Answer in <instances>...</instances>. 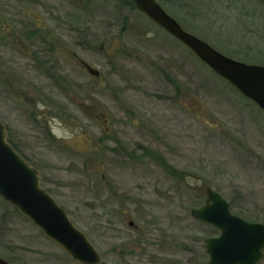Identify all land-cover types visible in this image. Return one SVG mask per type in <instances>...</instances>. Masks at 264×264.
<instances>
[{
	"label": "rangeland",
	"instance_id": "1",
	"mask_svg": "<svg viewBox=\"0 0 264 264\" xmlns=\"http://www.w3.org/2000/svg\"><path fill=\"white\" fill-rule=\"evenodd\" d=\"M39 1L26 6L45 29L44 43L58 45L60 69L44 77L46 96L36 91L65 108L45 134L35 114L0 92V120L10 117L13 143L99 252V264H205L204 241L219 232L190 210L204 204L208 189L227 199L234 214L264 224V112L256 103L122 0ZM179 2L185 7L176 15L158 3L217 51L264 65L258 59L264 0ZM83 102L87 111L78 108ZM104 119L109 150L123 145L137 162L114 154L101 161ZM77 128L90 130L81 135ZM76 133L80 140L72 138ZM60 137L71 139L59 143ZM0 257L11 264H80L1 197Z\"/></svg>",
	"mask_w": 264,
	"mask_h": 264
},
{
	"label": "water",
	"instance_id": "2",
	"mask_svg": "<svg viewBox=\"0 0 264 264\" xmlns=\"http://www.w3.org/2000/svg\"><path fill=\"white\" fill-rule=\"evenodd\" d=\"M130 1L264 112V65L238 61L217 51L208 42L185 31L157 0ZM85 65L91 75L99 76L97 70ZM3 124L0 120L1 199L18 209L76 262L99 264V252L51 194L41 187L38 171L8 142ZM207 196L201 207L190 210L195 219L214 226L219 232L218 236L204 241L208 254L206 264L261 262L264 258V224L249 222L234 214L229 201L213 189L207 190ZM0 264L11 263L0 257Z\"/></svg>",
	"mask_w": 264,
	"mask_h": 264
},
{
	"label": "flooded vegetation",
	"instance_id": "3",
	"mask_svg": "<svg viewBox=\"0 0 264 264\" xmlns=\"http://www.w3.org/2000/svg\"><path fill=\"white\" fill-rule=\"evenodd\" d=\"M27 4L35 8L41 6L39 0H0V43L3 42V44H0L1 55H4L5 52V56H0V92H5L8 95L7 97L15 103L14 106L17 108L25 107L23 110L27 115L33 116V114H35L36 120L40 126H38V124L35 125V121L33 120H30V122L37 128L46 129V132L43 129L41 133L48 134L54 131V118L58 113L64 111L61 107L63 108L65 105L62 104L58 109L57 105L55 107V105L52 104L54 100H51V97L49 100H44L42 97L43 94L39 91H42L46 96L47 89L41 86L44 77L50 79L48 73L52 68H54V71H59L60 67L56 57H58L60 50L58 45L44 43V39L39 35L44 28H40L41 25L39 23L40 19L37 17L38 15L31 12L30 7L26 6ZM17 5H19V7H17ZM5 64H7V68ZM80 64L84 68L86 67L85 62L81 59ZM57 83L58 82H56V85L59 84ZM37 88H40V90L36 91ZM43 102L45 103V107L40 109L41 107H39L38 104L40 103L41 105ZM78 106L80 111H87L89 109V105L84 102L83 105L79 104ZM14 113L16 112L14 111L10 115H15ZM100 114L102 117L106 116L103 111L100 112ZM11 121L10 117L7 116L3 119V125H5L7 131V140L11 146L15 148L17 153L29 163V159L26 156L28 153L19 150V147H16L18 145L13 143V133L11 129L15 128V126H11ZM104 122L103 126H105V128H102V131L100 130V142L97 149L98 153L101 152V161L107 159L108 154H114L115 156L124 155L125 159L137 162L133 159V156H129L127 149L124 148L123 145H117V148L114 149L111 148L113 152L109 150L108 145L113 142L110 138L111 128H107L109 123L108 120L104 119ZM77 129H79L77 133L81 135L90 130V128ZM146 131L150 135L153 134L152 128H150V132L149 128ZM77 133L73 134L72 138L80 140V134ZM69 139H71V137H60L57 140L59 143H64L66 140L69 142ZM142 139L143 137L141 136L140 140ZM142 148L144 147L140 149ZM86 153L91 154L90 152ZM144 153L148 159L153 158V155L149 154L147 151H142V154Z\"/></svg>",
	"mask_w": 264,
	"mask_h": 264
},
{
	"label": "trees",
	"instance_id": "4",
	"mask_svg": "<svg viewBox=\"0 0 264 264\" xmlns=\"http://www.w3.org/2000/svg\"><path fill=\"white\" fill-rule=\"evenodd\" d=\"M123 1V3L124 4H128L130 7H132L133 9H137V7H136V5H135V3H133V2H131L130 0H122ZM158 2H160V4L164 7V8H166V9H168V10H170L173 14H177V12H179V11H182L181 9H183L185 6L184 5H182L179 1L180 0H157ZM174 11V12H173ZM258 59H260L263 63H264V58H262V57H259ZM167 165V164H166ZM164 166V167H167V166ZM180 176V178L182 179L183 177H182V173L181 174H179ZM180 179V180H181Z\"/></svg>",
	"mask_w": 264,
	"mask_h": 264
}]
</instances>
